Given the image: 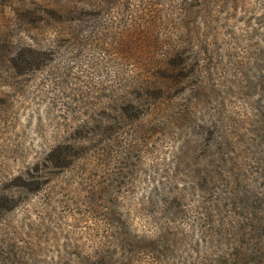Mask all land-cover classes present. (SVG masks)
I'll list each match as a JSON object with an SVG mask.
<instances>
[{
  "label": "rangeland",
  "instance_id": "rangeland-1",
  "mask_svg": "<svg viewBox=\"0 0 264 264\" xmlns=\"http://www.w3.org/2000/svg\"><path fill=\"white\" fill-rule=\"evenodd\" d=\"M197 4L0 0V50L50 57L0 59V264H264V0Z\"/></svg>",
  "mask_w": 264,
  "mask_h": 264
},
{
  "label": "trees",
  "instance_id": "trees-1",
  "mask_svg": "<svg viewBox=\"0 0 264 264\" xmlns=\"http://www.w3.org/2000/svg\"><path fill=\"white\" fill-rule=\"evenodd\" d=\"M204 0H197L198 4L197 7L203 6ZM0 59L4 60V64H6L7 59H9L10 68L8 69V72L12 74H16L18 76L20 75H26L30 71L33 70H40L45 65H47L48 60L50 57H48V52L44 51L43 49H39L33 44H24L21 43L17 48H14V50H11L6 47V49L0 50ZM171 69L173 67L177 66V62L171 61ZM180 65V64H179ZM170 71V69H169ZM172 72V71H171ZM165 76V75H164ZM187 74L178 75L177 78H181V80H184L186 78ZM182 83V81L180 82ZM179 83V84H180ZM131 86L135 87V91L130 96V99L127 97H120L117 99V102L119 104L118 112L119 116L123 120H128L129 123H137L142 120H144V117L146 115V81L145 79H140L138 81H135ZM160 95L155 96V98H159ZM182 112L179 113L181 115ZM178 115V116H179ZM186 113L181 115L178 120H182L185 117ZM176 120H177V113L174 114ZM174 123V122H173ZM212 123V122H211ZM176 123L172 124V126H175ZM216 127V124H214L213 130L211 131V135L213 138L217 139L216 132L214 131V128ZM73 149L71 145H59L56 150L51 152L49 155H47L45 162H49V164H53L56 168H68L72 161L70 159L71 153ZM57 153V154H56ZM227 163V161H226ZM48 168V167H46ZM213 174L222 176L221 172L212 171ZM37 185L36 187H30V190L37 191L38 187L41 183L39 182H33L30 185ZM229 196H231V193L229 191ZM236 224V223H235ZM234 224V226H235ZM231 260L229 261L231 264H249L248 263V255L246 253H241L239 251H236L235 253H232Z\"/></svg>",
  "mask_w": 264,
  "mask_h": 264
}]
</instances>
